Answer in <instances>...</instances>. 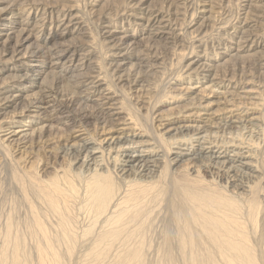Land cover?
<instances>
[{"label": "bare ground", "instance_id": "bare-ground-1", "mask_svg": "<svg viewBox=\"0 0 264 264\" xmlns=\"http://www.w3.org/2000/svg\"><path fill=\"white\" fill-rule=\"evenodd\" d=\"M2 1H5L6 6L0 9V26H3V23H5L4 25L6 28H10L7 27L9 24L13 25L10 29V31H12V35L15 33V28H19L20 30L18 31L17 39L11 38L9 34L3 35V31H0V62L2 60H7L4 59L3 56H5L8 57L9 62L10 60H14L16 61V63H20L21 66L20 71L18 70L20 74H15L16 76L12 77L13 82L11 84L9 83L10 85L8 86L6 85L5 91L7 92L3 91V84L0 85V95H3L4 92V97L2 96L0 98V117H2V122L0 123H3V120L8 122V124L3 127L5 138H0L3 140H1L0 142L8 143L7 145L13 148L15 146L16 149L18 148V150L24 149V151L29 154H33V152H38L39 154V152L43 151L45 153H48L50 156L54 155L55 158H63L66 155L67 157H65V159H68V156H70L74 163L72 164L71 161L70 164L75 165L77 170H79H76V174H81L80 171H93L92 174H89L86 183H83L84 177L86 176H82V178L79 175L80 181H78L81 182V180L83 179L82 183L83 185H85V190L82 195H80L81 191L80 193H77L76 188L73 184V178H69V171L67 172L68 175L62 174L64 177H62V175H59L60 177H57L53 174L57 170L56 169L52 174L57 178H52L54 179L52 183H46V185L49 183L48 188L43 187L42 185L33 186L34 184H32V187L30 185L28 186L29 188H33L29 190H34L36 195H38V197L42 199H40L41 202L44 201L43 203L47 205L44 207L45 210L48 207V215L53 213L54 217L58 219V233L56 234V236L54 234V231L52 230V236L54 234V237L49 236L47 234V230L48 228L56 229V226L52 228L46 227V230L42 222L36 217V214L34 216V221H31L33 223V226L32 224H29V226L31 225L33 227L29 231L30 234L26 232L27 235H29V238H31L30 235H32V237H35L37 235L43 241V246L38 247L36 250V258H38V264H64L61 260V252L59 253L58 251V246L61 248L62 243L67 244L65 255L69 259L74 257V246L80 242L79 237L81 236H77L71 230L72 225H70V223L72 220L70 214L66 212L67 207L70 206V204L67 205V198H70V200L72 199V201L75 202L80 200L79 204H81L83 207L81 206L79 211L81 210L82 212L87 213V215L85 216H88L87 221L89 219L88 224H90L88 226H90V228H88L85 233L82 231L85 237H89L88 239H84L85 237L84 235H82V238L84 240L82 243H80L82 244L81 246H83V243H85V245H89L88 249L91 250L89 254L84 256L86 262H89V264L104 263L105 261L103 260H105L108 254L113 251L112 249H114V247L115 249H118V247L121 246V249L123 248L124 252H122V254L118 253V260L115 259L118 264H144L143 257L147 251H144L146 249H144L143 242L140 239V236H143L145 233L143 232V223L141 225V219L143 217L147 218V215L153 217L150 215L152 214L150 212H153L152 210H150V204L159 201L164 196V198H166L167 200L164 201L165 199H163V201L167 203L173 217L172 219L175 221L171 224L176 223L179 226L178 230H180L181 237L178 248L180 254L186 256V258H184L186 260L183 259V264H264V144L261 143L262 140L264 141V121H262L261 117L258 115L250 118V116H247V111L244 109L247 105H254L255 107H259L260 104L263 105V103L261 101V103H252L251 101L253 100H251L250 95L234 92L236 89L230 91L233 86L230 85L231 82H228V80L227 82H216V78L218 79V77H222L226 80L227 76L219 74L220 71H217L221 67L224 68L225 64L214 67L215 64H213L212 62H210L211 64H208L206 62L207 60H204L202 56H198L199 58L197 60L192 61L188 65H186L188 70L190 72L192 71L193 73L196 72L197 74H199L200 71L210 72V74H207V77L204 78L207 80V83L210 84L208 87L211 86L210 93H207L206 96L212 95V97L210 98H215V95L218 96L216 97L217 99L205 100L204 102H207L205 106L208 105V107H210V105L222 104L224 105L223 108L218 107V109L215 110L216 113L214 111V113L212 114H208L207 111L205 112L201 110V112L199 110L193 109L186 112L179 111L181 115L178 113V117L176 114L175 117H168L167 119H163L165 116V114L163 113L164 115L162 114V120L160 118L157 122L158 125H156L157 123L154 124L155 129L152 128L151 135L153 134V138H147L145 137V132L141 131L142 127H140V131L137 129L134 130L136 132L131 131V129L135 127H132V123L134 122L133 119V122L127 123L124 121L127 120L125 117H127L128 114L123 113L126 116H122L124 118H119L121 115L118 117L119 113H116L114 111H121L122 109H126L127 107H116L119 103L117 101L118 99H115V97H113V95L116 96V91L113 92L112 89H110V85L106 83L108 82L106 81L107 77H104L105 79H103L101 75V69L104 71L103 68L105 66L101 69L97 65L94 66L93 63L89 61L91 54L90 51H87L86 48L73 46L72 44L62 42V40H64L69 33L78 34L81 36V34H83V32L86 30H84L81 22H77L74 24V21L77 20V17L79 16L72 15L71 10H69L70 7L68 8L67 5L61 3L63 5H60L62 7L59 8L60 13L54 12V15H50V13H48V10L45 11L43 9V12L38 13V20H36V22H34L33 24L32 20L34 19V17H32L33 13L31 14V12L34 9L32 10L31 8V10H27L22 8L23 12L27 10L26 12H28V15L25 18L18 17V19H16V12H20V10H22L17 0ZM135 1L137 3V6L140 5L143 8V5L147 0ZM253 2L254 0H247L244 3L246 18L242 22L240 29L236 31V34L239 35L238 45H236L235 47H232L230 45V50H227V53L229 55L232 54L230 58L236 59L235 63L237 64V66L233 71H237V73L241 74L243 73L242 75L251 72V70L253 69L259 70L260 68H264V62L259 61L261 58H258L259 60H256L253 57L250 58V54L246 56L247 53H251L255 49L264 50V34H255L252 30L253 23L252 21L249 22L250 19L248 18L249 15H255V13H258ZM36 5H40V3ZM163 5L166 4L164 3ZM162 7L165 8L166 6ZM162 7H160L161 9L157 7L159 9L158 12H150L151 8L148 9V11H146L147 8L142 9L143 11H146L148 15V18L145 21V28L150 29H147V31L149 30L148 34L151 37L160 36V34L162 33L160 30L165 28V26L162 24L165 20V16L162 17L163 15L161 16L160 14V10L164 11ZM55 14H57V24L52 23L49 30H47V24L49 23L48 19L50 18L53 21L56 18ZM105 22L106 31L104 32L105 39L103 42H106L108 44L110 43L112 45L111 47H113L112 49H114V53L112 54L115 58L113 60H110L111 63L109 64V66L111 69H108L109 66L105 69H107V71L114 69L113 74L120 70L125 71L126 69H123V67L126 66V64L130 61L129 59H132L134 60L133 63H135V67L137 66L140 70L136 68H132V70L130 69L129 71L127 70L128 72H131L133 78L132 76H125V81L129 83V86L139 84L142 79L141 77H143L144 74L146 75L149 69L153 68V64H149V59L151 57L157 56V52L153 47L151 48L149 45L145 47L146 45L143 46L137 43L136 38L133 35L134 33L131 32L128 28L120 29L118 26H111L112 24L110 25L109 21ZM161 24L164 27H159L161 26ZM138 25L142 26L143 24ZM46 31H49L48 36H50L51 40L55 37L57 43L49 46L48 43L41 45L33 42V47H25L28 41L31 40V36L35 35L33 34V32H36L35 39L37 40L38 37ZM3 36L6 37L4 41H2ZM81 39L82 38H80V40ZM147 41H149V43H152L155 40L151 39ZM85 42L87 43V40ZM82 43L83 40H81V44ZM145 48L146 50L149 49V51L146 53L144 51ZM135 50L138 51L136 55L130 53L133 51L136 52ZM242 53L246 54H243V56ZM35 56L39 57L40 60L33 59ZM260 57H264V53H262V56ZM155 58L158 59V57ZM93 62L95 64V61ZM214 63H218V61ZM158 66L156 67L158 68ZM213 67L216 70L214 76L212 75L211 70V68ZM143 68H145V71H143ZM47 69H49V72H46L48 71ZM245 70H248V72H245ZM65 73H72V75L74 74L71 77L73 80L70 78L72 80L70 81H74V84L76 86H84L80 98L78 97L77 99L76 93L68 89L71 86L69 82H67L70 85L68 87L66 82H62L60 80L61 78H59V76L64 78ZM118 75H120V77H118L120 79L122 76L121 74ZM153 76L155 77V75ZM234 76L235 74H233V77ZM38 77L40 83L35 81ZM109 77L110 82L112 76ZM233 77L229 79H231L232 81ZM145 78L146 77L144 76V79ZM49 79L50 81L48 82ZM55 79L58 81L56 82V84ZM143 82V84H145L147 82V79ZM149 83L151 82L149 81ZM226 83L228 85H226ZM28 84L36 86L39 89L38 93H35L34 95L28 94ZM216 85L218 87L225 86L229 90H226L222 93H217L213 89V87H215ZM65 88H67L70 92L66 91ZM188 90L191 91L190 87L183 90V92ZM180 92L179 93L182 94V91ZM201 92L202 90H200L198 94L194 92L196 93V96L194 97L189 96L186 100V102L188 101L187 106L189 105L191 107L193 105L195 106L196 104L202 106V103L204 102H201V100H203L202 97H205V94H201ZM182 95H185V93ZM93 96L97 98L93 99ZM91 100H94L95 106H92V104L91 106L84 104L86 102L88 103V101ZM258 100H260L259 97ZM122 103L123 102H121L120 104ZM107 105L109 106L104 108V106ZM10 108H13L15 110V112H13L11 116L8 112V109ZM17 109H21V112H17ZM62 111H65L64 114L62 116H59L58 113ZM73 112L76 114L75 119L78 118L83 123H86V121L90 119L91 121L95 122V130H98L97 132H95V135H98V138H95L92 135V132V134H90L85 131L86 129H81L82 125L80 127L79 125L74 124L73 127H71L69 130H66V134L64 135L56 132V123L61 122V120H64L63 117L66 118L67 116H69V113L71 114ZM219 112L223 113V115H220ZM146 113L144 114V116H147ZM131 115L129 114V117H131ZM200 116L206 117L201 118ZM16 117H20L22 121L33 118L35 120H33L32 123L37 122V119H44L46 122V128L43 129H45V131L39 132L37 134L29 133V130L26 131L24 130V128L18 126L19 122L15 120ZM155 117H153V119ZM165 120L170 121V123H168V125L166 126L164 124ZM28 123L31 122L28 121ZM160 127H164L163 130L165 131L162 132L161 130L160 132ZM156 129L158 131V135H156ZM149 130H151L150 127ZM0 132H2V130ZM165 134H171V136L168 137L165 136ZM254 138L257 139L255 140ZM253 139L255 140V142L253 144H250V141H254ZM257 140H260V142L258 143ZM170 142L172 143L170 144ZM0 144L2 147L3 144ZM21 145L23 146L22 148L20 147ZM4 147L7 146H5L4 144ZM7 154L9 155V152H7ZM12 156H14V154H12ZM12 156L8 158L10 159ZM24 156L27 155L24 154ZM20 157H22V155ZM43 158L45 157L43 156ZM32 163L34 162H31V165ZM46 164L48 163L46 162ZM17 165H19V163ZM12 166L13 167L11 168L15 167L14 169H17L16 164L14 166L13 163ZM33 166H35V164H33L32 166H30L29 164L28 168L32 167L31 169L33 170ZM18 167L23 171L22 165L21 167L20 165ZM25 167L27 166L25 165ZM167 168H170L172 172L167 171ZM184 168L188 169L187 175L181 173L183 174L182 176H172L176 172L183 171ZM35 169L39 170L40 168L38 169L36 167ZM28 171H23L24 174L22 173V175L25 176L26 172ZM34 171L32 172L34 173ZM63 171H67V169ZM20 172H17V174H19ZM58 172L59 171L57 170L55 174H57ZM201 172L213 174V176H215V179H217L221 183V186L224 187V191L225 188L227 190L229 189L233 197L223 195L221 192L224 191H218V186H215L217 188L216 189L215 187L211 186V183L210 186L207 185V182L204 181L205 176H202ZM12 173H15V171L13 170ZM168 173H171V176L167 181V179L165 180L164 178H167ZM29 174L26 175L27 180L30 178L28 177ZM22 175L20 176L22 177ZM36 177L37 176H35V178ZM79 177L76 176L74 177V179H79ZM19 178H17L18 181L20 180ZM26 178L24 177V179H21L25 180ZM33 178L30 180L32 181ZM31 181L29 182L32 183ZM38 182L40 183L41 181L38 180ZM61 182L65 183L66 189H69L68 191H70L68 193H70L71 195L69 197L67 196V198V192H65V189L62 187L63 183L61 184ZM164 182L166 183V186L168 185V191H166L168 188L165 190L163 187L165 186ZM26 184L27 183H25V185ZM219 188L222 189L221 187ZM36 195H34L33 193V196ZM155 204L157 206H160L158 205L160 203H153V205ZM72 205L74 204L72 203ZM36 208L37 207L35 206V209L33 210H36ZM38 210L40 209L38 208ZM42 211L43 210H40V212ZM154 211L156 212V210ZM43 212L41 216H44ZM33 213H31V215H33ZM85 213H83V215ZM159 214L161 213H158V215ZM259 214L263 215L260 222L258 221V217L260 216ZM46 215L47 214H45V216ZM41 216L39 215L38 217L40 218ZM156 216L157 215H154V217ZM46 218L44 217V219ZM146 218L143 219V222H145ZM165 218L166 217H164V219ZM147 219H149V217ZM153 220H155V218ZM147 221L150 222V219ZM147 221L146 223H148ZM11 222L8 221V223L10 224ZM249 225H251L254 232H256V239L254 234L247 233V226ZM6 226L7 229H5V237L3 236V248L2 250H0V264H29V256L27 257V254H25L23 248L24 241L22 242V238L18 237L19 234L15 238H13L11 227L8 225ZM144 227H146L145 223ZM148 227L150 228V226ZM154 227L155 225L152 227V229ZM156 227L158 226L156 225ZM97 228H99V230ZM28 229L29 228H27V230ZM49 233L51 234L50 231ZM77 234L79 235V233ZM145 234H147V231ZM21 235L23 234L21 233ZM174 237L175 239L179 240L178 238H176L177 236ZM147 238L149 242L150 237ZM250 239H255V241L252 242ZM132 240H137V244H135V246H133V244L131 243ZM171 241L172 240H170V242H166L165 244L161 243V247L163 246L164 249L162 250V248H160L161 250L159 252L165 254L164 257L167 261L165 260L164 262L175 264L177 263V260L174 256L173 251L176 248L174 249L173 247L174 250L172 251ZM118 242H120L121 245L118 244ZM144 242H146V240ZM34 243L37 242L34 241ZM173 243H176L173 245H177L178 242ZM149 245H151V243L148 244V248L152 246ZM145 248H147V246H145ZM148 248L147 250L149 253ZM28 251L30 253V250ZM153 251L156 252L155 248ZM117 252L115 251L114 255ZM177 254L179 253L176 252L175 255ZM160 256L161 258L163 257V255L161 254ZM65 257L63 258L64 262L66 261ZM161 258L159 257L160 260L158 261L163 264ZM179 258L180 257H178V259ZM69 259L67 261H69ZM152 259V261L155 260L154 258ZM115 260L113 259L112 261L116 262ZM155 261L153 263L157 264V260ZM106 262H108L109 264V261Z\"/></svg>", "mask_w": 264, "mask_h": 264}, {"label": "rangeland", "instance_id": "rangeland-1", "mask_svg": "<svg viewBox=\"0 0 264 264\" xmlns=\"http://www.w3.org/2000/svg\"><path fill=\"white\" fill-rule=\"evenodd\" d=\"M246 1L247 0H147L146 3L143 5V8H142V6H140V5L137 6L136 5L137 3H136L135 0H116V1L111 0V2H110V0H108V1L107 0H60V1H58V0H37V1L36 0H19L18 1L17 0L18 4H20V6H21V9L22 8L23 9H27V10H31V8H32V10L34 9L31 12V14L33 13L32 17H34V19L32 20L33 24H34V22H36V20H38L37 19V15H38V13L43 12L42 11L43 9L45 11L48 10V13H50V15H52V14L54 15V12L55 13L59 12V8H62L61 6L63 4L67 5L68 8L70 7L69 10H71V14L72 15L79 16V17H77V20L74 21V24L77 23V22H81L84 30L85 29L86 30L83 32V34H81V36L78 35V34L69 33L67 35V37H65V39L62 40V42H65L67 44H72L73 46L86 48L87 51H90V54H91V57H90L89 61H91L94 66L97 65L100 69L105 66L103 68L104 71L101 69V75H102L103 79H105L107 77L108 80L106 79V81H108V82H106V81L105 82L108 85H110V89H112L113 92L116 91V94H115L116 96L113 95V97H115V99H118L117 101L119 102L118 106H116V107H120V106L127 107L126 109H122L121 110L123 112H121L119 110H114V111L116 113H119L118 117L121 115L119 118H124L126 116L125 114H128L127 117H125L128 121L127 120H124V121L127 122V123L134 121L132 123L133 125L132 124L131 125H132V127H134V126L135 127L132 128L131 131H134L136 129L140 131V127H142L141 131L145 132V137H147V138H153V136H152L153 134L151 135L152 128L155 129L154 128L155 127L154 124L157 123L160 118L162 120L164 114H165V116H164L163 119H165V118L167 119L168 117L169 118L170 117H175L176 114H177V117H178L179 114H180L179 111L180 112H184V111L186 112V111H189V110H192V109L193 110H199V111L203 110L205 112L207 111L208 114L209 113L212 114V113H214L215 110L218 109V107H220V108L224 107V105H222V104L221 105H210V107H208V105L205 106L207 104V102H204L205 100H207V99H211V100L217 99L216 97L218 95H215V98H210V97H212V95L206 96L207 93L208 94L210 93L211 86L208 87L210 84H208L207 80L204 79V78L207 77L206 75L210 74V72H204V71L202 72V71H200L199 74H197L196 72L193 73L191 71L192 72V74H191V72L186 67V65H188L190 62L197 60L199 58L198 56H200V57L202 56V58L204 60H207L206 62L208 64H211L210 62L215 64L214 67L218 66V65L225 64L224 68L221 67L217 71H220L219 74L226 75L227 76L226 80L224 78H222V77H218V79L216 78V82L217 83H220V82H223V81L227 82V80H228V82H231L230 85L233 86L232 89H230V91L236 89L234 92H238L239 94L250 95L251 96V100H253V101H251L252 103L253 102H258V103L262 102L263 105H264V100H263L264 99V78H263L264 77V74H263L264 68H262V69L260 68L259 70L258 69H255V70L253 69V70H251V72H248V70H249V68H248V70L247 71L245 70V72H248L249 74L247 73V74H244V75H242L243 73L242 74L241 73H237V71L234 72L233 70L237 66V64L235 63L236 59L230 58L232 54L229 55L227 53V50H230L231 46L235 47L236 45H238V42H239L238 36L239 35L236 34V31L238 29H240L242 22L246 18V16H245L246 13L244 11V5H245L244 3ZM23 2H25V3H23ZM34 2H36V3H34ZM39 3H40V5H36V4H39ZM61 3H63V4H61ZM164 3L166 5H163ZM174 3H176V4H174ZM253 4L256 7L258 15L256 13H255V15L254 14L249 15L248 16V18L250 19L249 22L252 21V23H253V29L252 30H253V32L255 34H264V0H254ZM161 5L162 6H166L165 8H167V9H165ZM171 5L174 6V7H172ZM5 6H6L5 1L0 0V9L4 8ZM134 6H135V8H134ZM155 6H156V8H155ZM159 6L162 7V9H164V11L160 10V14H161V16L163 15L162 17L165 16L164 17L165 20L162 23L165 26V28L160 30L162 32L160 34V36L151 37L148 34V31L150 29L147 28V29H149L147 31V29L145 28V26H146V22L145 21L148 18V15H147L146 11H148V9L151 8L150 12H154V11L158 12V10L161 9ZM257 7H258V9H257ZM54 8H55V10H54ZM74 8H75V11H74ZM144 8H147V10L143 11L142 9H144ZM173 8H174V10H173ZM23 9L20 10V12H16L17 13V15H16L17 18L16 19H18V17H20V18L24 17L25 18L28 15V12H26L27 10L25 12H23ZM52 10H54V11H52ZM172 12H175V13H172ZM179 13H180V15H179ZM56 16H57V14H55V17ZM83 16H84V19H83ZM57 20H58L57 17L53 21L49 18L48 19L49 23L47 24V30H49V28H50L52 23L53 24H57ZM134 20H135V22H134ZM105 21H109L110 25L112 24L111 26H113V27L118 26L120 29H123V28L127 29L128 28L131 32L134 33L133 35L135 36L137 43H139L140 45H143V46L146 45L145 47H147V45H149L151 48L153 47L154 50L157 52V56H155V57H158V59L155 58V57H151L152 59L151 58L149 59V64H153L152 65L153 68L149 69L147 71L146 75L144 74V76L146 77L145 79H144V76L141 77L143 80L141 79V82H139V84H135V85L129 86L128 85L129 83H127L125 81L126 77H128V76L131 77L132 76L131 72H128L130 69L131 70H132V68L138 69L137 66L135 67V63H133L134 60H132V59H129L130 63L128 62L126 64V66L123 67V69H126L125 71L124 70L123 71L120 70L118 72H115L116 74L115 73L113 74L114 69L113 70H108V71H107V69H105V68H108L109 64L111 63L110 60L115 59L113 54H112V53H114V51H113L114 49H112L113 47H111L112 45L110 43L108 44L106 42H103L104 39H105L104 32L106 31L105 30V28H106V25H105L106 22ZM136 22L138 24H143V25L140 26ZM4 24L5 23H3V26L2 25L0 26V29H1L0 31H3V35H8L9 34L11 38L17 39L18 31L20 29L19 28H15L14 29L15 33L12 35V31H10V29H11V27L13 25L9 24L7 27H10V28H6ZM162 24L159 27H162L163 26ZM169 31H171V32H169ZM33 34L36 35V32H33ZM85 34L86 35L88 34V35L86 36ZM35 35L31 36V38H30L31 40L28 41V43L26 44L25 47H28V46L29 47H33V42L41 44V45L45 44V43H48L49 46H52L53 44L57 43V41L55 40V37L52 39L54 42L50 39V36H48L49 35V31L43 32V34H41L38 37L37 40L35 39L36 38ZM80 38H82L81 40H83L82 44H81ZM230 38H231V41H230ZM5 39H6V37L3 36L2 41H4ZM151 39L155 40V41L152 42V43H149V41H147V40H151ZM84 40L85 41L87 40V43ZM91 41H93V42H91ZM235 42H237V43H235ZM225 45H227V46H225ZM144 51L146 53V52L149 51V49L146 50V48H145ZM130 53H132L133 55L134 54L136 55L138 53V51H136V52L133 51V52H130ZM225 53H226V55H225ZM251 53H247V54L246 53H242V55L246 54V56H247L248 54H250L249 55L250 58L253 57L256 60H259L261 58L259 61L260 62H264V60H263L264 57H260V56H262V53H264V50L255 49ZM131 55H129V56H131ZM158 55H160V56H158ZM3 57H4V59H7V60H2L3 62L2 61L0 62V64H1V66H0V85L3 84V91L7 92V91H5V87H6V85L8 86V85H10L13 82L12 81L13 80L12 77L20 74L19 71H20L21 64L20 63L19 64L16 63V61H14V60L13 61L10 60V62H9L8 57H5V56H3ZM33 59L40 60V58L37 57V56H35ZM93 61H95V64H94ZM217 61H218V63H214V62H217ZM240 61H241V59H240ZM255 62H258V61H255ZM155 64H156V66H158V64H159L158 68L155 66ZM23 66H24V64H23ZM23 66H22V68H23ZM131 66H133V67H131ZM214 67L211 68L213 76L216 73V70H215ZM108 69H111L110 66H109ZM47 70L48 71H46V72H49V69H47ZM138 70H140V69H138ZM143 71H145V68H143ZM110 72H111V74H110ZM117 73L121 74L122 77L120 79L118 78V77H120V75H118ZM75 74H77V73H75ZM127 74H130V75H127ZM149 74H152V75H149ZM233 74H235L234 77H233ZM239 74H241V75H239ZM73 75H72V73H69V74L65 73V77L64 78L60 77V76H59V78H61L60 80L62 82H66L68 87L71 85L68 89L73 91L74 93H76L77 99H78V97L80 98V96H81V92L83 91L84 86H81V87L79 85L76 86L74 84L75 83L74 81L71 82L73 80L71 78ZM153 75H155V77ZM109 76H112L111 79H110L112 81V82L110 81L111 83L109 82V78H110ZM68 77H69V79H68ZM231 77H233L232 81H231V79H229ZM132 78H133V76H132ZM36 79L37 80H35V81L40 83L39 77L36 78ZM146 79H147L148 85H147V82L145 84H143L144 83L143 81H145ZM6 80L9 81V82H7ZM116 80H118V81H116ZM121 80H123V81H121ZM148 80L151 83H149ZM49 81H50V79L48 80V82ZM56 82H58V81L55 79V84H56ZM67 82H69L70 85ZM142 84H143V86H142ZM28 85H29V87L27 88V89H29V92H27L28 94L34 95L35 93L36 94L38 93L39 89L36 86H34V85L32 86L31 84H28ZM226 85H228V84L226 83ZM116 86H117V88H116ZM147 86H149V87H147ZM129 87H130V90H129ZM188 87H190L191 91L188 90L189 92L188 91H184L183 92V90L187 89ZM68 89L65 88L66 91L70 92ZM213 89L217 93H222V92H225L226 90H229L225 86H219L218 87L217 85L215 87H213ZM200 90H202L201 94H205L204 96L206 97V98L202 97L203 100H201V102H204V103H202L203 105L200 106V105L196 104L195 105L196 107L194 105L191 106V107L189 105L187 106L188 101L186 102V100L188 99V97L189 96H193V97L196 96V93L198 94V92ZM180 91H182V94L185 93V95L180 94L181 93ZM4 92H3V95H0V98L2 96L4 97ZM63 92H65V91H63ZM187 92H188V94H187ZM194 92H196V93H194ZM258 97H259L260 100H258ZM96 98L97 97L93 96V99H96ZM120 101L123 102L124 104L123 103L120 104L121 103ZM84 104L89 105V106H91V104H92V106H95L94 105V100L88 101V103L86 102ZM263 105L260 104V106L258 105L259 107H255L254 105L253 106L247 105V106H245L244 109L247 111V116H250V118L253 117V116L258 115V116L261 117L262 121H264V118H263L264 117V111H263L264 110V106ZM108 106L109 105L104 106V108H106ZM201 107H203V108H201ZM204 107H205V109H204ZM252 107H255V108H252ZM128 109H130V110H128ZM255 109H258V110H255ZM17 110H16L17 112H21L20 111L21 109L20 110L17 109ZM8 112H9V115L11 116L12 113L15 112V110L13 108H10V109H8ZM64 112L65 111L59 112L58 115L62 116L64 114ZM120 113H122V114H120ZM123 113H125V114H123ZM131 113H132V115H131ZM145 113L147 114V116H144ZM215 113H216V111H215ZM219 113H220V115H223V113H221V112H219ZM129 114L131 115V117H129ZM122 116H124V117H122ZM132 116H133V118H132ZM155 116H157V117H155ZM75 117H76V114L74 112L71 113V114L69 113V116H67L66 118L63 117L64 120H61V122L56 123V125H55V126H57V129H56L57 131L56 132H58L59 134L64 135V134H66V130H69L75 124V125H79L80 127L82 125L83 128L81 127V129H84V130L86 129L85 130L86 132H88L90 134L93 133L92 135L95 138H98V135H95L96 134L95 132H97L98 130L97 131L95 130V125H94L95 122L94 121H91V119H90V120L86 121V123H83L80 119H78V118L75 119ZM128 117H129V119H128ZM153 117H155L156 119L155 118L153 119ZM204 117H206V116H204ZM204 117L202 116L201 118H204ZM1 119H2V117H0V122H2ZM132 119H133V121H132ZM12 120H14V119H12ZM15 120L17 122H19V125H18L19 127L24 128V130H26V131L29 130V133H36L37 134L39 132L45 131V129H43V128H46V126H45L46 122H45L44 119H41V118L37 119V122H33V123H32V121L35 120L33 118L26 119L27 122L26 121H22L20 119V117H16ZM28 121H30L31 123H28ZM166 121H168V122H166ZM20 123H22V124H20ZM168 123H170L169 120H165L164 121L165 126L168 125ZM6 124H8V122L4 121V120H3V123H0V126L2 127V128L0 127V131L2 130V132H0V138L3 137V139L5 138V136H4L5 132L3 131V127H5ZM50 125H51V123H50ZM140 125H143V126H140ZM156 125H158V123ZM144 126H146V127H144ZM149 127L151 128V130H149ZM163 128L159 129L160 132H161V130H162V132L165 131V130H163ZM134 132H136V131H134ZM155 132H156V135H158L157 134L158 133L157 129H156ZM165 136L169 137V136H171V134H165ZM1 140L2 139H0V141ZM247 140H245V141H247ZM255 140L253 142L250 141L251 143L250 142L249 143L253 144L255 142ZM257 141H258V143L260 142V140H257ZM0 143L3 144V146H2L3 148L1 147V144H0V247H1L0 250H2V248H3V244H4L3 243L4 242L3 238L5 237V232H6L5 229H7L6 225H8L12 229V237L15 238L19 234L18 237L22 238V242L24 241L23 242L24 243L23 244V248H24L25 254H27V257L29 256V258H28L29 262L31 264H38V258H36L37 257V255H36L37 251L36 250H37L38 247L43 246V241L37 235L36 236L38 238L36 236L32 237V235H30L31 238H29V235H27V233H29L31 228H33L32 227L33 226L32 222L34 221V216L36 214V217L42 222V224L44 225L45 229H46V227H51L52 228V227L56 226V229H49V228H48V230L46 229L47 230V234L49 236H51V237H54V234L56 236V234L58 233V231H57L58 230V228H57L58 227V225H57L58 224L57 223L58 219L54 217L53 213L50 214L52 216L48 215V212H49V211L47 212L48 207L46 208V210H45V207H44V206H47V205L45 203H43L44 201L41 202L42 199L40 197H38V195H36L34 190L30 191L31 189H33V188H31L32 184H34L33 186L42 185L43 187H47L48 188L49 187V183H52V181L55 179L56 176L60 177L62 174L63 175H65V174L68 175L67 172L69 171V176H70L69 178H71V179L73 178L72 179L73 180V184H74V186L76 188L77 193H80V191H81L80 195H82L84 190H85L84 189L85 185H83V183H86L87 178L89 177V174H92L93 171L92 172L80 171L81 174H76V172L79 171V170H77L75 165H71L70 164L71 161H72V164H74L73 160H72V158L70 156H68V159H65V157H67L66 155L63 158H55L54 155L50 156L48 153H45L43 151L39 152V154H38V152H33V154L32 153L29 154L26 151H24V149L18 150V148L16 149L15 146H14V148L11 147V146H8L7 145L8 143H5V142L4 143L0 142ZM171 143L172 142H170V144ZM261 143L264 144V141L262 140ZM4 144L7 147H4ZM20 147L22 148L23 146L21 145ZM168 149H169V146H168ZM7 152H9V155L7 154ZM12 152H15V153H12ZM10 153H11V155H10ZM12 154H14V156H12ZM24 154H26L27 156H24ZM21 155H22V157H20ZM42 155L45 158H43ZM10 156H12V157L9 159L8 157H10ZM19 157H20V159H19ZM7 158L9 159V161H8ZM61 159H62V161H61ZM24 160H25V162H24ZM6 161H7V164H6ZM26 161H27V163H26ZM30 161L34 162V163H32V165L35 164V166H33V170L31 169L32 167L28 168L29 164H30V166H32ZM12 162L14 163V166L16 164V166H17L16 168L17 169H14L15 167L11 168V167H13L12 166L13 165ZM46 162L48 164H46ZM18 163H19L20 167L22 165V169H23L24 172L29 170L28 172H26V175L31 173V174L28 175V177H30L28 180L26 178L27 177L26 175L25 176L22 175V173L24 174V172L21 170V168L18 167L19 166V165H17ZM9 164L10 165L12 164V165L10 166ZM25 165L27 167H25ZM74 166H75V168H74ZM36 167L38 169L39 168L40 169L37 170V169H35ZM65 168L67 169V171H63V170H66ZM56 169L59 171L58 172L59 174L58 173L55 174V172H57ZM13 170L15 171V173H12ZM17 170H19V171H17ZM34 170L37 171V172H35ZM45 170H47V171H45ZM32 171H34V173ZM167 171L170 172L171 171L170 168H167ZM17 172H20L19 174L22 175V177L19 174H17ZM74 172H75L77 177H79V175H80V177L86 176V177H84V182H83V179H82L83 177L81 178L82 179L81 182H79L80 181V177H79V179L78 178L74 179V177H76ZM36 173H38V174H36ZM52 173L54 175H56V176H53ZM176 173H178V174H176ZM176 173L174 175H172V176H176L177 177L178 175L179 176H182L183 174L187 175L188 174V169L184 168L183 171L176 172ZM181 173H183V174H181ZM15 174H17V175H15ZM70 174H72L73 176L70 175ZM201 174H202V176H205L204 177L205 178L204 181L207 182L206 183L207 185L210 186L212 184L211 185L212 187H215V186L217 187L218 186L217 187L218 189L215 187L218 191H222V190L224 191V187H222L221 183L217 179H215V176H213V174H208L206 172H201ZM31 175H32V178L33 177L35 178V176H37L35 178L36 180L33 178V180L31 181L30 180V179H32ZM50 175H51V178H50ZM63 175H62V177H64ZM15 176H18V177H15ZM19 176H20V178H19ZM170 176H171V173H168L167 174V178H164V179L165 180L167 179V181H168ZM24 177L26 178L25 180H23ZM17 178H19L20 180L18 181ZM21 178H23V179H21ZM37 178H39V179H37ZM52 178H54V179H52ZM206 178H207V180H206ZM38 180L41 181V182L39 183ZM49 180H51V181H49ZM20 181H21V184H20ZM29 181H31L32 183H30ZM74 181H75V183H74ZM212 181H213V183H212ZM214 181H215V183H214ZM34 182L37 183V184H35ZM47 182H49V183L46 185ZM25 183H27V184L25 185ZM62 183L63 182H61V184ZM219 184H220V186H219ZM29 185L31 186L30 188L28 187ZM62 185L61 186L65 189V192H67L66 193V198H67V196L69 197L71 195L70 193H68L70 191H68L69 189L68 190L66 189V184L65 183H63ZM80 186L81 187L83 186V187L81 188ZM167 186H166V183H165V186H163L165 190L168 188ZM219 187H221L222 189H220ZM79 189H81V190H79ZM168 190H169V188L166 191H168ZM32 192L36 196H33ZM221 193L223 195L233 197V195L231 194L229 189L227 190L225 188V191L221 192ZM164 197L161 198L162 200L160 199L157 202H153V203H160V204H158L160 206H157L156 204L153 205V203L150 204V210L153 211V212H150L153 215L152 214H150V215L153 216V217H150V216L147 215V218L149 217L150 222L152 224L149 221H147L149 219H147L146 217H143L141 219V225L143 223V232L146 233V231H147V234L148 233L150 234V236H149V234L147 235V234L144 233L143 236H140V239L142 240L143 245H144L143 247H144V249H146L144 251L145 252L147 251L146 253L144 252L145 254H147V255L144 254V257H143L144 258V264H152L155 260H157V262H158L157 264H161V262L158 261V260H160L159 257L161 258L160 254L163 255V257L161 258L162 263L163 264H170L168 262L167 263L164 262L166 260V258L164 257L165 254L159 252L161 250L160 248H162V250L164 249L163 246L161 247V243L165 244L168 241L170 242V240H172L171 241V244H172V248L171 249H172V251L175 248L177 249V251H176V249L173 251L174 252V256H175V258L177 260L176 261L177 263H175V264H180V263L183 264L184 263L183 259L186 258V256H184L183 254H180V251H179V248H178V245H179V242H180V237H181L180 236V230H178L179 226L176 223H174L175 225L171 224L172 222H175V221L172 219L173 217L171 215V211L169 210V207H168L167 203L164 202V201L167 200ZM67 199H69V200H67ZM67 199H66L67 205L70 204V206L67 207L66 212L68 214H70V217H71V220H72L71 223H70V225H72L71 230L77 236H81V237H79V241L80 242L78 241L79 243L74 246L75 247L74 248V257L71 258V259H69L65 255L67 244L66 243H64V244L62 243L61 244L62 251H61V248L58 246V248L60 249V250L58 249V251H59V253L61 252V254H60L61 255V260L63 261L64 264H75V262H76V264L77 263L83 264L84 262H85L84 264H89V262H86L85 258H84V256H86L87 254H89V252H91V250L88 249L89 245H85V243H83V246H81L82 244H80V243L83 242L84 239H88V237H89V236L85 237V235L82 233V231L85 233V231L88 230V228H90V226H88L90 224V223L88 224L89 219L87 221L88 216L87 217L85 216V215H87V213L82 212L81 210H80L81 212L79 211L80 207L82 206L81 204H79L80 203L79 199H78L79 201L76 200L77 202L72 201V199L70 200V198H67ZM163 199H165V200L163 201ZM72 203L74 205H72ZM40 204L41 205L43 204V205L41 206ZM35 206L37 208H36V210H33V209H35ZM38 208L40 210H43V211L46 212L45 213V212L42 211L44 216H41L42 212H40V210H38ZM62 208H63V206H62ZM154 210H156L157 214H156V212ZM35 211L38 214L40 213L39 215L41 216L40 218L42 220L38 217L39 215ZM154 212H155V214H154ZM31 213H33V215H31ZM83 213H85V214L83 215ZM158 213H161L162 216H164L166 218L164 219V217H162L161 214L158 215ZM45 214H47L46 215L47 218H46ZM154 215H157V216L154 217ZM259 215L260 216L258 217V221L260 222L261 218L263 217V215H261V214H259ZM44 217L46 219H44ZM157 217L159 219L162 217L163 219L161 218L162 220L160 219L161 220L160 221ZM144 218L147 219V220L145 219V222H143ZM154 218H155V220H153ZM8 221H10V222L12 221L11 224L8 223ZM85 221H87V222H85ZM146 221L149 224H151V225L146 223ZM157 222H160V223H157ZM144 223H145L146 227H144ZM29 224H32V226L31 225L29 226ZM153 224L155 225V227L153 228L154 230L152 229V227L154 226ZM14 225H15V227H14ZM156 225L158 227H156ZM148 226H150V228ZM27 228H29V229L27 230ZM156 228H157V230H156ZM97 229L99 230V228H97ZM247 229H248L247 233L254 234L255 239H256L257 235H255L256 232H254L253 227L251 225H249V226H247ZM52 230L54 231L53 236H52V232H53ZM13 231H14V233H13ZM49 231L51 232V234L49 233ZM21 233L23 235H21ZM77 233H79V235ZM82 235H84V237H85L84 239L82 238L83 237ZM145 235L147 237H150L149 238V240H150L149 242H148V238ZM173 235L177 236L176 238H178L179 240L175 239V237ZM23 237H24L25 240L23 239ZM160 237H161V239H160ZM151 238H152V240H151ZM144 239L146 240V242H144L145 241ZM255 239L254 240L250 239V240L252 242H254ZM33 240L35 242H37V243H34ZM137 240H139V239H137ZM137 240H132L131 241L133 246H135V244H137ZM173 242H178V243H177V245H173V244H176V243H173ZM149 243H151V245H152V246L149 245V246H151L150 248H148V244ZM118 244L121 245L120 242H118ZM10 246H11V244H10ZM145 246H147V248L149 249V253L150 254L148 253V250H147V248H145ZM173 247H174V249H173ZM154 248H155L156 252L153 251ZM76 249H77V251H76ZM114 249H115V247H114ZM114 249H112L113 251H111V253H110L113 257L110 254H108V256L106 258L107 260L106 259L103 260L105 262L104 263L100 262L101 264H105V263L108 264V262H106V261H109V264H113V263L114 264L115 263L118 264L115 259L118 258L117 255H119L120 253L122 254V252H124L123 251L124 249L123 248L121 249V246H119L118 249L116 248L117 250L116 249L114 250ZM28 250H30V253H29ZM27 251H28V253H27ZM115 251L116 252L118 251V252L114 255ZM175 251L178 252L179 254L175 255L176 254ZM76 252H78V253H76ZM0 253H1V251H0ZM153 253H158V254H153ZM164 253H165V250H164ZM63 255H64V257L66 256L65 257V260H66L65 262H64V259H63L64 258ZM155 255H157V256H155ZM178 255H181V256H178ZM115 256H116V258H115ZM178 257H180L181 260H180V258L178 259ZM152 258H154L155 260L152 261L153 260ZM68 259H69V261H67ZM113 259L116 262L112 261ZM150 259H151V261H150ZM184 260H186V259H184ZM111 261H112V263H111ZM178 262H180V263H178ZM153 264H156V263H153Z\"/></svg>", "mask_w": 264, "mask_h": 264}]
</instances>
